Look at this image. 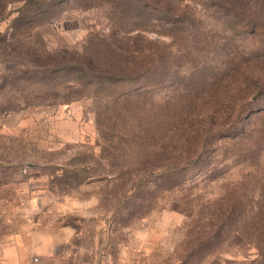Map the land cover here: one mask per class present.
Here are the masks:
<instances>
[{
  "label": "rangeland",
  "instance_id": "1",
  "mask_svg": "<svg viewBox=\"0 0 264 264\" xmlns=\"http://www.w3.org/2000/svg\"><path fill=\"white\" fill-rule=\"evenodd\" d=\"M199 1L194 29L144 34L167 51L169 73L136 103L134 128L112 99L76 98L80 87L42 85L32 72L7 84L32 48L69 56L89 34H110L108 4L51 7L20 54H0V102L20 101L0 112V264H264V122L242 140L208 125L231 93L237 59L264 44ZM22 3L0 0L7 36ZM172 145L185 149L181 185L154 192L152 150ZM165 157L154 163L166 169Z\"/></svg>",
  "mask_w": 264,
  "mask_h": 264
},
{
  "label": "trees",
  "instance_id": "2",
  "mask_svg": "<svg viewBox=\"0 0 264 264\" xmlns=\"http://www.w3.org/2000/svg\"><path fill=\"white\" fill-rule=\"evenodd\" d=\"M181 1L23 0L22 5L17 9V15L11 20L13 32L7 36L6 32L0 31L1 55L20 54L22 46L27 43L22 38L32 29L36 20L40 16L51 18L50 8H58L63 4L75 3L81 9L108 4L109 19L113 27L112 32L107 35L89 34L83 42V49L74 50L69 56L67 51H62L53 58L46 59L47 57L43 58V54L35 48H32V52L27 50L32 58L28 63L17 60L14 66L10 67L14 71V78L7 84L12 87L15 86L14 84L20 85L19 82L24 79V75L32 72L42 85L54 82L55 89L63 84L70 88H73V85L80 87L73 91L76 98L91 94L112 99L115 113L124 114L126 123L134 128L136 103L139 101L145 103L141 99L150 95L151 89L157 84H163L169 73V58L165 48L157 45L156 40L146 39L143 36L150 32L159 36H174L178 30H183L186 23L187 29L189 27L194 29L190 24L191 21L196 20L192 6L199 0H187L185 3ZM199 2L205 7L212 8L213 14L221 13L225 18L235 21L239 28L235 30L251 35L264 44V0H200ZM7 58L6 60H9L10 57ZM44 59L49 61L45 63ZM255 59V64H264V47L237 59L234 79L233 82L231 81V93L224 101H220L218 114L208 122L210 126L217 125V132L232 129L233 138L239 137L242 140L249 133L254 132L258 123L264 122V67L253 66L252 61ZM5 82L6 80L3 82L4 87L7 85ZM117 82L123 84L113 86ZM87 88H90L89 93L85 91ZM53 97H57V92ZM67 98L70 100V97ZM19 106L20 101L6 99L0 102V112L16 110ZM136 123L138 126L137 120ZM202 132L199 133L200 136L206 133ZM152 153L150 170L161 173V181L153 186V191L160 193V190L179 187L181 182L177 178L182 174L179 173V165L185 155V149L172 145L166 150L153 148ZM162 154H166L165 158L168 159L169 165H166V169L154 163V158L157 159ZM212 168L210 167L209 170Z\"/></svg>",
  "mask_w": 264,
  "mask_h": 264
}]
</instances>
